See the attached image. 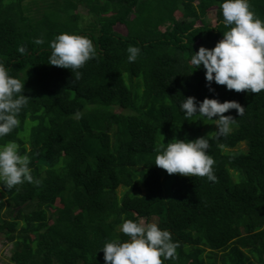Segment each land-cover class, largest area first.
<instances>
[{
  "label": "trees",
  "instance_id": "1",
  "mask_svg": "<svg viewBox=\"0 0 264 264\" xmlns=\"http://www.w3.org/2000/svg\"><path fill=\"white\" fill-rule=\"evenodd\" d=\"M250 5L264 20V0ZM223 21L219 0H0V63L30 97L0 144L15 140L39 180L0 184V215L8 197L11 216L0 234L15 245L12 264H105L104 243L127 239L122 218L171 231L176 258L164 264H264V90L213 81L210 91L206 69L190 62L223 38ZM62 32L96 47L78 80L49 64ZM129 45L141 49L135 62ZM189 96L236 100L245 112L224 113L237 124L217 140L213 121L186 120L180 103ZM203 136L215 182L154 164L161 144ZM242 144L246 151H236Z\"/></svg>",
  "mask_w": 264,
  "mask_h": 264
},
{
  "label": "clouds",
  "instance_id": "2",
  "mask_svg": "<svg viewBox=\"0 0 264 264\" xmlns=\"http://www.w3.org/2000/svg\"><path fill=\"white\" fill-rule=\"evenodd\" d=\"M224 24L228 30L214 48L201 46L191 56V64L206 69L205 76L210 91L215 81L226 85L228 90L260 93L264 90V20L252 10L250 0H219ZM36 43H43L37 39ZM49 64L70 69L76 80L79 71L90 59L97 55L92 39L86 35L62 32L51 41ZM26 51L24 46L19 48ZM141 52L139 46L129 45L127 59L135 62ZM24 84L19 78L9 74L0 63V138L7 136L20 125L19 115L28 105L30 97L24 95ZM186 120L194 116L204 117L217 126L216 139L227 137L233 132L237 119L224 115L236 109L243 116L245 107L236 100L221 102L205 97L198 101L189 96L180 103ZM75 118H81L77 111ZM213 117H218L213 119ZM223 147V145H220ZM19 144L9 140L0 144V184L11 189L24 182L39 183L34 180L30 168V156L21 154ZM210 142L206 136L192 140L173 138L166 145L161 144L155 156V165L168 174H183L190 177H207L215 182L214 157L209 153ZM119 231L127 236L108 240L102 246L105 264H164V260H174L178 243L168 229H162L156 222L123 219Z\"/></svg>",
  "mask_w": 264,
  "mask_h": 264
},
{
  "label": "rangeland",
  "instance_id": "3",
  "mask_svg": "<svg viewBox=\"0 0 264 264\" xmlns=\"http://www.w3.org/2000/svg\"><path fill=\"white\" fill-rule=\"evenodd\" d=\"M34 8H36V6H32ZM30 123H26V127H25V131H23L21 133V137H28L29 133H30ZM214 128H216V125L214 124ZM29 146V145H28ZM247 146L245 144L240 145L237 150H242V151H246ZM168 190V188H166ZM125 192V188H119L118 190V194L120 196L123 195V193ZM4 205H3V209L1 211V215H0V220L2 219H10L11 216L10 214H8V210H9V203H8V197H4L3 199ZM15 245L13 243H8L5 241L4 236L2 234H0V264H12L11 262V256L13 254Z\"/></svg>",
  "mask_w": 264,
  "mask_h": 264
}]
</instances>
